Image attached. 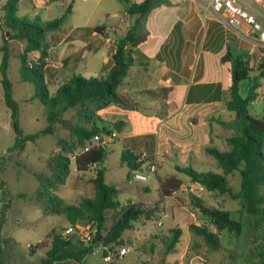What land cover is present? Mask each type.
I'll use <instances>...</instances> for the list:
<instances>
[{
  "label": "rangeland",
  "instance_id": "rangeland-1",
  "mask_svg": "<svg viewBox=\"0 0 264 264\" xmlns=\"http://www.w3.org/2000/svg\"><path fill=\"white\" fill-rule=\"evenodd\" d=\"M91 3L92 0H68L65 2L60 0H20L16 16L22 21L43 25L62 16L66 8L71 6L70 13L66 15L57 32H67L73 27H88V17L93 23L101 21L108 24L119 21L123 8L122 2L102 0L95 11L88 8ZM2 4L0 3V7ZM198 6L201 7L200 4ZM178 7L182 8L185 14H192L189 9L190 0H181ZM252 7L261 12L254 5ZM107 12H116L117 14L108 17L104 15ZM3 14L0 9V22H3ZM216 19L214 18V20ZM216 24L220 25L218 22ZM206 25L207 23H204V30ZM49 33L45 34V39ZM49 43L56 44V42ZM1 46H3V33L0 30ZM25 46V41L13 40L7 44L9 55L7 77L12 85V97L19 106V126L24 135L36 134L48 126L51 127V131L39 135L33 141H27L23 149L13 148L15 134L10 125V111L4 103L3 86L0 82V245L4 247L3 253H0L3 255L0 258V264H40L52 246L51 238L48 239L47 235L52 232L61 235L68 222L63 215L45 214L39 195L50 194L61 199L65 204L78 205L83 198L94 197L92 179L95 178V171L98 168L104 170L105 182L118 189L116 200L120 204L118 209L106 211L103 236L112 227L118 210L126 204L130 202L142 204L147 210L153 211L148 216H142L133 222L132 229L123 233L122 244L131 246L132 250L113 264H208L209 262L212 264H248L246 259L251 251V243L248 241L249 237L246 233L248 217L243 210L241 201L234 200L228 195L219 196L209 193L202 186L192 182L189 177L176 170L177 167L191 166L197 172L222 173L216 160L207 153V147L195 153L194 157L189 159L188 164H181L177 156L176 158L171 157L173 144L167 138L166 132H163L162 136L153 133L143 136L138 133L146 130L151 132L156 127V120L150 122L148 126L146 125L147 127L139 124L134 126L135 133L138 135L133 138V142L122 140L125 130L124 128L123 130L114 128V123L119 122L121 126L124 123L121 121L110 122L115 121L113 118L117 114L114 108H110L113 106L96 113L101 118L96 123L98 129L104 126L110 130V133L100 132L99 137L96 136L89 142L86 141L84 146H78V140L70 127L79 125L88 128L91 123L81 116L77 108L64 112L59 122L51 124L46 119L45 107L38 99L32 98L35 92L33 85L19 79L20 61L18 56L25 50ZM110 47L113 46L110 45ZM83 52H85L84 47L81 49L82 55ZM62 54L63 49L53 48L49 59L45 61L51 63L49 77L54 83L47 82L51 95L64 80L73 75L85 78L100 77L101 64L88 65V55L80 56L76 63L72 61V64L75 63L70 65L72 70L60 75L61 70L65 69V66L58 69ZM2 56L3 52L0 50V62ZM108 56L107 65L111 60L110 54ZM28 59L31 62H36L39 59V54L30 53ZM64 77L66 78L63 79ZM1 78L0 72V80ZM249 83L250 79L240 85L241 94L244 96L247 94ZM162 95L166 96L161 93ZM259 95L262 97L263 94ZM260 96L258 102L253 104L252 113L264 116V100ZM139 107L142 110L148 109V106L144 104H140ZM222 132H224L225 138L231 136L229 130L223 131L222 129ZM223 140L215 144V147L221 151H229L231 147L226 140ZM98 143L103 144L110 153L104 161L105 164H99L86 173H78L74 167V158L86 147ZM126 150L141 154L142 161L147 159L150 161L147 163L155 164L156 171L154 174H150L146 181L136 180L134 174L121 161V154ZM143 154L146 155V159H142ZM58 156L68 159L69 173L63 183L52 187L48 181L56 182L55 175L59 174L55 170ZM156 175L160 177L159 180L170 176L181 178L184 183L182 189L165 198L162 203L163 197L159 191V182L157 183L158 180L155 179ZM193 198H198L207 206L228 210L232 219L241 220L244 223V233L238 236L228 230L217 231L211 227L209 220L195 207ZM190 225L205 226L212 232L214 231L213 233L221 240L219 251L208 250L203 240L190 232ZM175 229L181 230L179 241L173 253L164 256L165 240L170 236L171 230ZM184 252L185 255L181 259ZM84 260V264H104L102 253L99 251L95 254H87Z\"/></svg>",
  "mask_w": 264,
  "mask_h": 264
},
{
  "label": "trees",
  "instance_id": "trees-1",
  "mask_svg": "<svg viewBox=\"0 0 264 264\" xmlns=\"http://www.w3.org/2000/svg\"><path fill=\"white\" fill-rule=\"evenodd\" d=\"M20 0H0L3 3L0 7L4 13L3 22H0V30L3 33V46L0 50L3 56L0 62L1 84L3 86V100L10 111V125L15 134L13 148L23 149L27 141H33L39 135L51 131V127L33 134L24 135L19 126V106L12 97V85L7 77L8 70V49L10 41H25V50L19 54V79L28 82L34 87L33 99H38L46 109V119L52 124L59 122L61 116L68 109L77 108L82 117L91 123L90 127L72 126V133L78 140V146H84L86 141L102 133H110L106 127L98 129L97 122L101 120L97 112L110 106L124 109H131L138 105V102L127 93L120 91L122 79L126 76L132 64L131 50L129 46L135 47L143 38H137L135 26H130L124 35L116 40V46L112 55V66L101 72L99 78H85L80 75H73L64 80L56 89L53 95L50 94L46 82L48 57V43L45 41V34L60 29L71 6L66 8L65 13L59 18L46 22L43 25H35L22 21L16 16ZM126 9L128 17L141 19L147 15L152 8L151 0H144L135 3L131 0H120ZM104 33V27L95 30ZM37 52L39 59L31 62L28 59L30 53ZM222 61L230 62L231 85L225 96L226 109L234 114L231 121L216 119L215 122L229 130L231 136L226 140L231 147L229 151H221L216 147L208 148L207 153L212 156L222 174L214 172H197L191 166L177 167L176 170L191 179L192 182L202 186L207 192L216 195H228L234 200H240L243 210L247 214V235L251 243V251L247 257L248 264H264V117L252 113L251 103L257 98L256 89L259 87L258 78H254L253 84L243 96L240 92V83L248 80L252 69L249 67V60L244 55L231 56L229 53L222 57ZM264 76V70L260 71V78ZM121 124L114 123V128L120 130ZM99 137V136H98ZM109 151L103 144L89 146L87 151H82L74 158V167L78 173L88 172L93 165L104 163ZM141 154H135L126 150L121 154V161L124 162L133 174L145 172L146 163L141 160ZM143 169V170H142ZM55 170L56 182L48 183L53 187L64 182L69 173L68 159L62 156L57 157ZM145 170V171H144ZM96 176L92 179L94 188L93 198H83L78 205H68L61 199L50 194L39 195L43 203L45 214L63 215L68 225L76 223L94 222L98 232L94 242H101L104 246L117 251L122 244L123 233L132 229L133 222L142 216H148L153 212L147 210L142 204L128 203L117 212V217L108 231L103 236L102 231L106 220V211L115 210L120 207L116 200L118 189L105 182L103 169H97ZM238 172L241 178L240 191L234 193L228 185L226 175ZM159 182V191L162 197H170L182 189L183 180L177 176H170ZM52 183V184H51ZM194 205L200 213L209 220L210 226L217 231L228 230L236 235L244 233V223L241 220H234L230 212L213 208L203 204L198 198H193ZM67 225V226H68ZM65 229V228H64ZM190 232L203 240L205 247L213 252L221 248L220 238L208 227L190 225ZM170 236L165 240L164 256L173 253L176 244L181 236V230H171ZM51 238L52 246L47 252L46 258L40 264H84L83 259L90 254V248L73 241H65L61 235L53 232L47 235ZM4 247L0 245V253ZM3 255H0V258Z\"/></svg>",
  "mask_w": 264,
  "mask_h": 264
},
{
  "label": "crops",
  "instance_id": "crops-1",
  "mask_svg": "<svg viewBox=\"0 0 264 264\" xmlns=\"http://www.w3.org/2000/svg\"><path fill=\"white\" fill-rule=\"evenodd\" d=\"M110 1L113 0H108ZM131 1L141 3L144 0ZM151 1L152 8L141 19L128 17L123 4L117 23H93L88 17V27H73L67 32H50L45 39L49 46L47 59L53 48L60 47L63 54L58 69L65 66L60 75L72 70L70 65H74L80 56L85 55H88V65L101 64V74L112 66L114 49L104 42L101 35L103 33L96 32V28L104 27L105 31L107 28H114V39L117 40L130 26H135L136 37L143 40L137 46L128 48L131 50L132 64L119 89L137 101L138 105L131 109L110 107L117 112L113 118L115 121L110 122H123L121 128L125 131L122 140L133 142V138L138 135L134 126L139 124L147 127L150 122L156 120V127L151 132L146 130L138 133L143 136L149 133L162 136L163 132H166L167 138L173 144L171 157L177 156L181 164H188L189 159L199 150L214 148L220 140L230 137L225 138L222 129H227L215 122L216 119L231 121L234 118V114L225 106V96L231 85L230 62L222 61L225 54L244 55L248 58L252 73L247 92L254 78H258L257 98L251 103V111L253 104L258 102L260 93L263 94L260 98L264 100V84L260 78V71L264 70V45L251 36H245L238 29L229 27L222 19L214 16L207 6L198 3L202 8L199 7L196 0H190L191 15L185 14L183 9L178 7L181 0ZM100 2L102 0H92L88 8L95 11ZM116 14L104 13L108 17ZM261 20L264 26V19ZM217 22L220 25L216 24ZM204 23H207L205 30ZM49 42L56 44L51 45ZM83 47L85 52L82 55ZM109 54L111 60L107 65ZM72 61L75 63L72 64ZM49 65L51 63H47L46 82L54 83L49 77ZM161 93L166 96H161ZM140 104L147 105L148 109H140ZM235 173L237 172L226 175V178L232 191L238 193L241 178ZM158 177L155 176L156 181ZM165 198L167 197H163L162 203ZM184 255L185 252L182 253L181 259Z\"/></svg>",
  "mask_w": 264,
  "mask_h": 264
},
{
  "label": "built area",
  "instance_id": "built-area-1",
  "mask_svg": "<svg viewBox=\"0 0 264 264\" xmlns=\"http://www.w3.org/2000/svg\"><path fill=\"white\" fill-rule=\"evenodd\" d=\"M198 3L207 6L208 9L219 19H222L229 27L238 29L245 36L255 38L260 44L264 45V26L262 20L264 19V0H196ZM259 8L261 12L254 10L252 7ZM252 11L253 13H250ZM115 29L107 28L105 33L101 34L102 39L108 45L116 46L114 39ZM264 84V76L261 78ZM87 151V147L85 148ZM146 155L143 154L142 159ZM95 165L92 166V168ZM147 172L134 173V178L139 181H146L150 174H154L156 166L153 163H147ZM97 225L94 222L76 223L68 225L62 232V238L65 241H73L83 244L90 248V253L95 254L97 251L102 253L104 264H113L120 258L132 250V247L125 245L120 247L117 251L109 249L101 242H94L95 235L97 234ZM105 252V255H103Z\"/></svg>",
  "mask_w": 264,
  "mask_h": 264
},
{
  "label": "water",
  "instance_id": "water-1",
  "mask_svg": "<svg viewBox=\"0 0 264 264\" xmlns=\"http://www.w3.org/2000/svg\"><path fill=\"white\" fill-rule=\"evenodd\" d=\"M103 255H105V252H103Z\"/></svg>",
  "mask_w": 264,
  "mask_h": 264
}]
</instances>
